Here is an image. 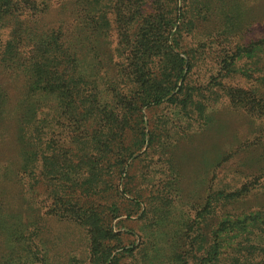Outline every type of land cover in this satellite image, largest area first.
Masks as SVG:
<instances>
[{
    "label": "rangeland",
    "instance_id": "374dc122",
    "mask_svg": "<svg viewBox=\"0 0 264 264\" xmlns=\"http://www.w3.org/2000/svg\"><path fill=\"white\" fill-rule=\"evenodd\" d=\"M121 2L119 12L113 6L106 9L102 35L84 31L77 13L80 7L76 11L74 1L69 14L60 13L61 2L52 0L51 13L40 12L28 23L41 34V27L69 14L79 67L88 78L106 75L113 81L118 62L141 43L158 48V58L164 60L173 52L184 58V72L178 78L184 89L178 100L193 98L196 102L190 110L183 109L180 102L145 106L131 113L129 125L116 140L124 152L137 142L124 172H117L122 176L119 182H126L127 188L117 184V177L106 171V160H100L101 172L91 179L92 196L79 197V201L75 194L71 197L78 206L86 203L79 212H85L87 219L77 222L61 213L55 199V178L61 176L60 171L73 174L79 160V152L71 144L78 134L76 124L68 122L59 110L43 109L38 208L39 204L24 194L17 171L22 156L15 140L16 102L24 94L26 74L18 69L5 74L0 69V85L9 94L0 120V264H185V259L187 264H199L206 242L213 246L222 243V258L227 260L237 229L246 227L264 210V118L251 115L242 98L253 92L264 97V81L259 77L264 74V58L259 65L254 62L257 55L264 54V0ZM167 10L175 21L171 31L180 37V52L166 32L156 33L160 14L168 17ZM11 28L7 25L0 30L1 41L8 38ZM122 48L125 54L121 55L118 50ZM107 54L111 62L103 65L107 68L103 72L98 62ZM103 95L107 102L110 88H105ZM45 100L52 103L54 98ZM104 112H100L103 117ZM105 116L96 123L91 117L83 119L82 128L90 134L95 128L114 127ZM49 143L66 160L65 168L59 169L53 161ZM70 147L73 152H66ZM84 159L88 172H93L90 153ZM221 188L248 191L233 196L222 209L214 204L212 216L204 220L201 210L209 194ZM19 218L31 220L39 228V237H32L33 242L18 225ZM192 225L194 231L188 229ZM189 249L197 259L189 257Z\"/></svg>",
    "mask_w": 264,
    "mask_h": 264
},
{
    "label": "trees",
    "instance_id": "16d2710c",
    "mask_svg": "<svg viewBox=\"0 0 264 264\" xmlns=\"http://www.w3.org/2000/svg\"><path fill=\"white\" fill-rule=\"evenodd\" d=\"M51 1L0 0V30L7 25L12 26L8 38L4 41L0 40V69L5 71V74L17 69L23 70L26 74L24 94L16 102L18 130L15 140L20 146V156H22L17 171L20 174L18 179L22 181L24 187V194L35 203L37 202L38 208L41 206V154L44 144L41 114H46L43 109L47 106L53 110H59L68 122L73 126L76 124L75 129L78 134L73 137L71 144L73 143L74 149L79 152V160L73 174L60 171L61 176L55 178L57 180L55 199L60 204L61 213L64 216L83 222L86 221L87 214L79 210L86 203L78 206V202L71 197L75 194L78 200L79 197L88 199L92 196L94 187L91 179L97 178L99 171L101 172L98 168L100 160H106L107 173L117 177L118 185L122 184L119 182L122 178L121 173L124 172L126 160L135 152L134 145L137 142H134L133 146H127L129 151L124 152L123 146L116 140L122 137L121 132L125 126L129 125L131 113L145 106L159 107L164 103L177 105L180 102L182 104L179 105L183 106V109L190 110L196 101L193 98L183 102L178 100V96L184 89V83L178 81L179 76L184 72V58L173 52L168 53L167 60H164L165 57L158 58L159 50L152 45L141 43L124 55V61L118 62L120 63L118 75L113 81L106 75L100 78L97 76L88 78L82 74L77 50L73 46L74 40L71 39L73 28L68 19L69 6L74 1L76 11L78 6L80 7L77 13L84 31L102 35L107 21L106 9L113 6L119 12L123 2L122 0H59L61 4L58 11L69 12L68 16L64 20L51 22V25L44 26L45 28L41 27L40 34L36 28L29 26L28 20L40 12L41 14L51 13L53 11ZM167 12L170 13L168 17L160 14L161 19L156 33L163 35L166 32V37H172L175 50L180 52V37L171 31L175 21L171 12L168 10ZM24 17L26 18L23 21ZM163 21L165 22L162 23ZM168 28L170 31L167 32ZM124 51V48L118 50L121 55L125 54ZM105 56L102 55V59H99L102 62H98L102 69H104L103 65L111 62V55ZM260 58H264V54L256 56L254 60L256 65H259ZM106 71L107 68L103 70V72ZM261 71L264 72V62ZM259 77L264 81V74ZM105 88L111 90V98L107 102L103 101ZM47 97L54 98V101L47 103L45 100ZM8 98V92L0 85V120L9 102ZM242 98L248 102L247 108L251 115L264 118V97L253 92ZM101 111H105L104 117L100 114ZM105 115H108L107 122L114 127L104 126L103 130L95 128L90 134L82 128L83 119L91 117L96 123L104 120L107 117ZM84 116L87 117L83 118ZM47 146H50L48 149L52 150V159L57 167L65 168L67 162L62 154L55 153V147H51V143ZM74 149L70 147L66 152H73ZM88 153L94 167L91 173L88 172L89 166L84 159ZM118 171L121 173L118 174ZM256 180L255 184L258 186L259 178ZM122 186L127 188L126 182ZM246 191H248L247 188L230 192L221 188L209 194L201 210L202 218L205 220L206 216H212L214 204H219L222 209L229 199ZM257 216L246 227L244 225L241 230L237 229V240H234L227 260L222 258V243L213 246L206 242L203 244L198 263L203 261V264H264V210ZM18 225L26 230V235L31 241L32 237H39V228L31 220L19 218ZM193 227L192 225L188 229L194 231ZM209 233L207 231L205 235L209 236ZM191 246L194 247V243ZM210 249H213L211 256L208 255L211 252ZM192 252L193 250L189 249L191 253L189 257L197 259ZM184 262L187 264L186 259Z\"/></svg>",
    "mask_w": 264,
    "mask_h": 264
}]
</instances>
